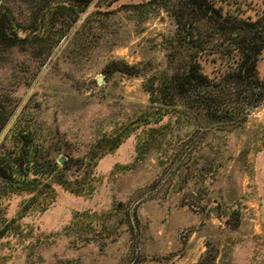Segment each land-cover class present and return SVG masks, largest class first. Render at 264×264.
Listing matches in <instances>:
<instances>
[{
	"label": "rangeland",
	"instance_id": "rangeland-1",
	"mask_svg": "<svg viewBox=\"0 0 264 264\" xmlns=\"http://www.w3.org/2000/svg\"><path fill=\"white\" fill-rule=\"evenodd\" d=\"M58 4L0 0L27 37L0 62V264H264V99L204 129L151 94L174 69L176 0ZM219 44L198 57L215 80L236 55Z\"/></svg>",
	"mask_w": 264,
	"mask_h": 264
},
{
	"label": "trees",
	"instance_id": "trees-1",
	"mask_svg": "<svg viewBox=\"0 0 264 264\" xmlns=\"http://www.w3.org/2000/svg\"><path fill=\"white\" fill-rule=\"evenodd\" d=\"M169 1L162 0L163 4ZM56 2L58 5L79 6L82 11L92 0ZM174 11L177 22L173 41L175 53L170 60L174 69L161 88L151 91V94L157 100H180L204 129L243 121L249 111L264 99V81L257 70L258 59L264 48V10L255 19H246L237 13L223 12L217 0H176ZM21 25L17 24L16 31L12 17L0 10V62L10 50L27 39L18 34L19 30L25 29ZM213 40L227 43L226 46L219 44L212 47L214 53L236 54L233 66L225 70L218 80L205 74L198 60L199 55L206 50L204 44ZM104 71L134 76L142 73L141 69L119 60L109 62ZM4 122H1L0 127ZM22 164L23 160L17 167H22ZM28 167L26 171H30ZM11 174L0 163V176L7 178Z\"/></svg>",
	"mask_w": 264,
	"mask_h": 264
},
{
	"label": "water",
	"instance_id": "water-1",
	"mask_svg": "<svg viewBox=\"0 0 264 264\" xmlns=\"http://www.w3.org/2000/svg\"><path fill=\"white\" fill-rule=\"evenodd\" d=\"M100 80V79H99Z\"/></svg>",
	"mask_w": 264,
	"mask_h": 264
}]
</instances>
